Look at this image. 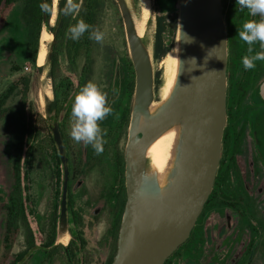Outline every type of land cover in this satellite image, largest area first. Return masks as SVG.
<instances>
[{
    "label": "rangeland",
    "instance_id": "obj_1",
    "mask_svg": "<svg viewBox=\"0 0 264 264\" xmlns=\"http://www.w3.org/2000/svg\"><path fill=\"white\" fill-rule=\"evenodd\" d=\"M113 2L114 4L107 2L103 10L100 31L104 33V40L96 47L93 56L95 62L88 79V81L99 84L104 91L108 92L109 102L115 113L118 114L109 115L100 122L101 128L107 131L105 137L107 143L104 145V152L97 155L91 145L76 143L70 138L71 111L61 110L57 119H54L53 114H47L46 102L53 99V91L46 66L37 77L35 87L32 88L29 95L34 114L40 115L44 123L36 120L38 132L33 139V153L28 176L29 191L25 203L35 249H31L24 264H68L63 244L59 242L57 236L62 172L61 165L57 166L55 160L57 151L54 143L51 142L52 139L46 122V120L52 121L53 119L60 127L69 167L68 242L65 246L69 245L72 238L70 231L76 233L72 223L74 213L79 222L78 234L85 242V248L76 253L75 264H107L115 254L117 235L113 238L110 231L112 230L113 214L117 211L116 204L119 202L118 193L120 192V178L116 179L115 177L118 172L120 173L116 150L119 153L118 157L123 159L124 180V151L133 104L135 75L134 71L133 75L131 74L129 68V63L131 65L132 63L122 18L114 0ZM128 9L134 22L133 10L130 6ZM236 11L243 13V19H238L236 22L237 28H240L246 22L247 17L251 16L247 10L239 8ZM149 15L148 36L145 38L147 39L146 46L154 75V100L157 101L158 97L155 96V90L159 84L160 73L155 67L159 57L155 50V19L161 15H166L170 19L175 15L177 16L178 0H150ZM43 31L49 34L47 29ZM176 35L177 28L171 32V27L168 26L162 35L160 48H170L176 40ZM50 42L51 40L47 38L44 40L46 52ZM41 43L42 37L39 40V48ZM227 53H229L227 58L232 67L230 72L232 70L235 72L233 63L231 64L233 61L231 52L227 50ZM11 61L22 62L23 70L21 73L32 72L31 65L24 61V39L19 27L15 25L13 16H9L5 22H0V95L18 76L10 73ZM43 65L44 62L41 66ZM82 65L83 60H80L76 76L67 75L76 92L81 81L79 72ZM262 81L251 79L244 84L240 75L237 77L233 74L234 89H232L236 94L233 102L235 101L238 110L252 111L258 107L257 88ZM132 83L133 87L131 88L129 84ZM113 89L118 91L114 93ZM74 96L75 92L71 93L70 100H73ZM247 132L245 144L248 156L245 159L242 156L236 157L238 169L242 168L239 171L246 170L247 174L241 177H230L222 188L223 194L227 195L228 199L234 200L240 196H245L252 207V212H249L250 216L247 217L248 214L246 213L240 215L239 211L225 207L214 211L205 208L197 221L195 233L191 240L178 249L168 259L167 264H264V166L256 154L252 133ZM260 133L264 135L263 127L260 129ZM8 134L6 121L0 119V264H7L8 260L11 261L16 254L27 247L23 230H20L16 235L7 255L2 245L3 213L1 206L7 200L6 196L10 184L9 154L6 149L9 140ZM57 167L60 172L59 181H57L56 176ZM57 192H59L58 195ZM54 204H57V209ZM243 205H245L244 202ZM243 205H241L242 208ZM54 217H56L54 244L60 245L61 248L51 257L49 253H44L49 248L44 249L42 246L49 241L51 223ZM78 234L74 238L75 247L78 246Z\"/></svg>",
    "mask_w": 264,
    "mask_h": 264
},
{
    "label": "water",
    "instance_id": "obj_2",
    "mask_svg": "<svg viewBox=\"0 0 264 264\" xmlns=\"http://www.w3.org/2000/svg\"><path fill=\"white\" fill-rule=\"evenodd\" d=\"M114 1L122 18L135 79L124 151L125 203L110 264H164L189 238L216 178L226 125V26L221 0H178L176 80L168 99L150 114L155 100L149 53L136 34L126 1ZM49 20L42 12L44 30ZM48 33L51 42L42 71L45 66L48 70L52 59L54 31ZM258 96L264 101V80ZM46 122L62 172L60 239L68 234V158L56 121ZM175 126L179 138L174 166L168 183L160 188L156 177L147 175L146 151ZM63 250L68 264H72L64 244Z\"/></svg>",
    "mask_w": 264,
    "mask_h": 264
},
{
    "label": "trees",
    "instance_id": "obj_3",
    "mask_svg": "<svg viewBox=\"0 0 264 264\" xmlns=\"http://www.w3.org/2000/svg\"><path fill=\"white\" fill-rule=\"evenodd\" d=\"M226 1L227 0H221L222 12L223 8L226 6ZM228 1L230 2L229 8L224 19L227 33L228 52H231L230 55L232 56V63L234 65L235 71L240 73L241 79H243V83L245 84L251 79H258L261 61L257 62L254 69L247 70L246 75H243L246 70H244L242 65V57L248 54L247 45L237 36V29L239 28L236 26L237 20L243 19V13L242 11H236L239 9V6L236 5V0ZM43 2H45V0H0V22H5L9 16H13L15 25L19 27L24 39V61L28 62L32 68V72L23 74L21 73L23 70L22 62L16 63L11 61L9 69L10 73L17 74L18 76L13 81H11L5 91L0 95V119L6 121L9 131L8 146L6 149L9 154L10 165V184L6 196L7 200L5 204L1 206V211L3 213L2 245L7 255L16 235L18 232H20V230H23L27 246L25 250L16 254L11 261L8 260L6 262L7 264H24V261L29 256L31 249L35 247L33 233L27 220L25 203L28 199V176L33 153V139L38 132L36 120L44 123V120H42L40 115L34 114V108L29 101V95L32 91V88L35 87L37 77L42 72V66L38 67L36 61L39 51V40L44 30L42 11L39 7V5ZM77 2H79V0H77ZM107 2L114 4L113 0H82L81 10L78 14L64 16L60 10L62 9L65 0H59L54 25L49 26V22L46 25L48 32L54 31L52 59L49 64L47 74L48 78L52 82L53 99L51 101L47 100L46 102V112L49 115L53 114L54 119L58 118L59 113L63 109H67V112L71 111V102L73 100H70L69 96L74 92L76 94L78 90L87 83L91 74L92 66L95 62L93 57L94 52L96 47L99 45L98 42L89 39V33L87 32L78 41H74L69 38L67 29L71 25L77 23L78 20L83 19L86 23L92 25L94 29L100 30L103 10ZM50 16L51 15H47L48 20L50 19ZM176 17L177 16L175 15L170 19L166 15H161L157 16L155 19V50L157 56L163 55L169 49L160 48L159 44L161 42L162 35L168 26L171 27V32L176 29ZM249 19L252 18L247 17V20ZM255 48L256 50H259L258 45H256ZM80 60H83V65L79 72V78L81 81L78 84L76 92V89L67 75L73 74L76 76V71L78 69V63ZM129 68L131 74L133 75V68L130 63ZM254 72L255 75L251 76V74ZM129 85L131 88L133 87V83ZM51 142H53V140H51ZM116 156L118 159V166H120V173L118 172L115 177L116 179L118 177L120 178V192L118 193L119 202L116 204L117 211L113 214V224L111 225L112 230L110 231L113 235V238H115L118 233L120 219L125 203V188L122 172L123 159L122 157H118L119 153L117 150ZM55 160L58 166L60 164L58 160V154H56ZM56 176L57 181H59L60 172L58 167ZM222 187L223 186H221L218 191L221 193V195H223V199H227L228 196L223 194L224 192ZM69 190L70 185L68 184V193ZM58 194L59 192H57V195ZM210 195H212V192ZM210 198L211 197L209 196L199 217L202 215V212L206 206L211 203ZM213 199L214 200L211 203V206H215L218 202L216 195H213ZM220 205H222V203H220ZM54 207L57 209V204H54ZM67 207L69 210V201ZM77 219V215L73 213L72 223L76 229V233L70 231L72 238L69 241V245L67 246L68 255L72 261V264L76 263L77 251L85 248V242L80 234H78L79 222ZM197 221L190 233L189 238L178 249L182 248L191 240L195 233L194 231ZM55 223L56 217L53 218V222L51 223L49 241L44 244V246H42L44 249L49 248L47 250L48 252L44 251V253H49L51 257L59 248H61L60 245L54 244L56 238ZM77 234L79 237L77 239L78 246L75 247L74 238L75 235L77 236ZM176 251L174 253H176ZM171 256L169 258H171ZM112 258L113 257L110 258L107 264L111 263ZM168 259L164 264L168 263Z\"/></svg>",
    "mask_w": 264,
    "mask_h": 264
},
{
    "label": "clouds",
    "instance_id": "obj_4",
    "mask_svg": "<svg viewBox=\"0 0 264 264\" xmlns=\"http://www.w3.org/2000/svg\"><path fill=\"white\" fill-rule=\"evenodd\" d=\"M58 3L59 0H45L39 7L45 15H51ZM236 5L253 17L237 29V36L247 45L248 54L242 57L243 68L247 71L254 69L258 61H264V0H236ZM81 6L82 0H65L60 11L64 16L76 15ZM86 32L89 33V39L103 42L104 33L83 19L67 29L69 38L74 41H78ZM256 45L259 50H256ZM117 91L113 89L114 93ZM114 114L118 115L109 102L108 92L99 84L88 81L75 94L71 104L70 138L76 143L91 145L97 155L102 154L107 143V131L101 128L100 122Z\"/></svg>",
    "mask_w": 264,
    "mask_h": 264
},
{
    "label": "flooded vegetation",
    "instance_id": "obj_5",
    "mask_svg": "<svg viewBox=\"0 0 264 264\" xmlns=\"http://www.w3.org/2000/svg\"><path fill=\"white\" fill-rule=\"evenodd\" d=\"M225 5L226 6L223 8V18L224 19L226 17L225 14L229 8L228 0L226 1ZM227 57H228V53H227ZM229 65H230L229 60L227 58L226 125H225L223 135H222L221 155H220V161H219L216 178H215L213 188L211 191L212 195H209L211 197L210 198L211 203L214 200L213 195H216L218 202L216 203L215 206H211V203H209L206 206V208L214 211L221 207H225V208H229L235 211H239L240 215H242V213H246L248 214L247 217H249L250 216L249 212L250 213L252 212V207L249 205V203L245 199V196L244 197L240 196L238 198H235L234 200H231L228 198L223 199V195H221L218 189L221 186H223V184H226L230 177H235V176L241 177L242 175L247 174L246 170H244L243 172L239 171V169H242V168L240 167L238 169L237 160H236L237 156H242V158L244 159L248 156L247 155L248 153L246 154V144H245V137L248 134L247 131H250L252 133V140H253V145L256 150V154L258 158L261 160V164L264 166V135L260 133V129L262 127L264 128V101L261 100L259 97L258 107L256 109H253L252 111L238 110V108L236 107L234 103L235 101L233 102V98L235 97L236 94L233 92L234 86H233L232 80H233V74L237 75L238 77L240 73L237 71L234 72L233 70L230 72L232 67L231 65L229 67ZM259 68H260L259 77L257 80L260 79V81H262L264 78V61H261ZM246 73L247 71H245L243 75H246ZM254 75H255V72L251 74V76H254ZM243 122L244 124H242ZM60 134H61V131H60ZM61 137L63 140L62 134H61ZM63 143H64V140H63ZM65 152H66V149H65ZM249 173H251V171H249ZM243 202L245 205H243ZM220 203H222V205H220ZM241 205H243V208L241 207ZM239 208H242V209L239 210ZM67 241H68V236H67Z\"/></svg>",
    "mask_w": 264,
    "mask_h": 264
},
{
    "label": "bare ground",
    "instance_id": "obj_6",
    "mask_svg": "<svg viewBox=\"0 0 264 264\" xmlns=\"http://www.w3.org/2000/svg\"><path fill=\"white\" fill-rule=\"evenodd\" d=\"M125 1L127 6H130L133 10L136 34L147 49L146 38L148 36L147 25L150 19V0ZM56 14L57 9L50 16L49 26L54 25ZM41 37L42 43L36 61L38 66L43 64L45 58L46 51L43 44L44 40H46V38L51 40V35L47 34L45 31L42 32ZM178 55L179 44L178 39H176L173 45L163 55H159L158 60L156 61L155 67L160 73L159 84L155 90V96L158 97V100L154 101L150 106V114H154L158 110V108L168 99L173 90L178 69ZM178 138L179 128L175 126L160 136L146 151L147 175L149 177L155 176L160 188H164L168 183L171 170L174 166L175 148ZM67 236L68 235L60 238L59 242L64 245L67 244Z\"/></svg>",
    "mask_w": 264,
    "mask_h": 264
},
{
    "label": "built area",
    "instance_id": "obj_7",
    "mask_svg": "<svg viewBox=\"0 0 264 264\" xmlns=\"http://www.w3.org/2000/svg\"><path fill=\"white\" fill-rule=\"evenodd\" d=\"M25 70H27V68H24Z\"/></svg>",
    "mask_w": 264,
    "mask_h": 264
}]
</instances>
